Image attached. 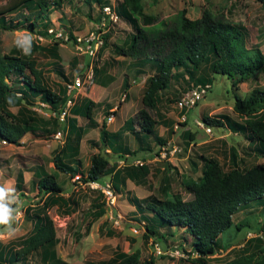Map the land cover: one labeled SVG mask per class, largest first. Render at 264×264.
Returning a JSON list of instances; mask_svg holds the SVG:
<instances>
[{
	"label": "rangeland",
	"instance_id": "obj_1",
	"mask_svg": "<svg viewBox=\"0 0 264 264\" xmlns=\"http://www.w3.org/2000/svg\"><path fill=\"white\" fill-rule=\"evenodd\" d=\"M9 1L0 0V8ZM106 1L108 2L105 4L116 8L120 0ZM140 2L144 13L155 19L153 23L145 24L149 30L164 27V22L171 25L178 22L183 9L190 19L199 18L205 8L224 15L235 24H245L249 32L248 46L258 45L264 55V5L259 0H140ZM102 5L95 0L69 2L64 0L60 7H55L50 12L51 21L46 29L42 24L38 27L23 25L16 30L0 26V56L14 52L25 59L34 60L36 66L45 74L46 85L57 93L76 73L87 71L89 60L84 52L77 53L76 44L71 40L67 42L66 36L76 34L84 37L96 26L95 22L101 15ZM19 13L29 14L25 9ZM19 13H7L6 21L12 17L14 24ZM41 21L39 19L38 23ZM57 32L62 33L63 39H54V33ZM132 33V27L126 21H119L117 29L105 37L106 45L104 44L105 46L103 45L92 59L95 68L98 69L94 84L88 89L75 90L72 95L75 96L77 105L85 98H93L98 104L92 106V116L100 127L103 122L106 123L108 131L121 130L125 121L131 117L135 120V128L140 129L137 114L143 105L145 81L156 72L155 69L153 71L151 64H134V59L121 57L116 53V46L128 47ZM26 39L28 43L23 44ZM17 41L22 42L21 47H18ZM55 41H60V44L56 46ZM22 48H28L29 54H25ZM65 76L67 80L63 78ZM186 81L187 78L174 79L168 90L160 92V102L150 113L156 121L155 133L165 143L158 144L151 139L149 151L140 150L133 131L125 127L122 139L130 153L122 154L120 157L119 154L111 152L102 140L100 128H89L87 119L78 115L77 123L86 128V131L80 142L79 164H73L80 172L73 177L64 174L53 162L55 156L62 154L65 136L55 137L54 134L42 135L38 131L35 133L29 131L20 138L18 145L0 141V186L14 188L17 203L21 205L19 212L14 213L15 221L12 225L17 231L11 235L4 233L0 241L8 245V248L18 250L22 239L31 234L32 223L25 212L29 208L42 206L46 194L39 193L37 185L41 176L52 174L61 184L60 194L66 201V206L55 204L48 209L59 239L55 249L62 261L67 264H100L110 259L118 260L121 255L137 252L141 264L151 262L199 264L192 260L196 254L190 252L189 240H185V233L174 231L165 238H153L145 233L141 213L129 203L128 198L132 195L147 199L151 194L158 195V188L166 173L171 177L170 191L181 193L185 199L190 198L191 195L184 192L182 184L184 180L197 179L201 175L203 156L217 158L225 171L264 166V158L249 149L252 143L243 133L233 132L226 124L212 126L210 132L202 126L204 124L202 119L205 116L217 117L227 114L233 120L240 121L242 117L233 111L234 94L248 97L254 88L264 90V71L247 81L240 82L236 88L231 86L227 76L215 75L206 98L198 105L181 111L178 107L179 102L192 87L191 82L187 84ZM22 104L27 106L26 101ZM18 108L9 107V110L16 114ZM32 108L38 116L45 119L54 114L47 102L42 104L38 97ZM70 109H67L69 118L73 116ZM187 130L192 132L191 138L184 134ZM106 153L110 166L115 165L116 169L140 163L146 165L149 168L147 178L151 185L137 184L128 179L126 185L120 187L119 191H113L112 197L99 194L92 189L89 182L83 181L81 172L86 174L94 155ZM64 161L68 164V160ZM20 173L23 178L22 188H17ZM101 178L102 182H110L111 174ZM100 205L105 212L99 218H95L94 214L99 211L96 206ZM232 221L231 228L222 234L223 248L209 256L208 260L228 262L236 256L237 249L247 239L258 236L260 230H263L260 235L264 236V198L261 202L253 201L243 207L233 216ZM237 225L247 226L236 230ZM4 228L5 226L0 225V232H3ZM23 263L43 264L35 252L28 254L24 262L20 260L17 264Z\"/></svg>",
	"mask_w": 264,
	"mask_h": 264
},
{
	"label": "trees",
	"instance_id": "obj_2",
	"mask_svg": "<svg viewBox=\"0 0 264 264\" xmlns=\"http://www.w3.org/2000/svg\"><path fill=\"white\" fill-rule=\"evenodd\" d=\"M62 1L64 0H10L0 8V26L16 30L23 25L38 27L42 24L46 29L51 21L50 12L55 7H60ZM95 1L103 5L108 2ZM259 1L264 5V0ZM22 9L29 14L19 13ZM116 10L133 30L128 47L116 46V53L121 57L134 59V64H151L153 71L156 70L145 81L143 105L137 114L140 129L135 128L133 117L125 121L121 130L108 131L104 122L100 127L92 116V106H95L92 99H88L83 108L73 106L70 110L72 115L85 117L89 128H100L102 140L111 152L119 154L120 157L130 153L122 139L125 127L133 131L140 150L149 151L151 139L158 144L165 143L155 133L156 121L150 112L160 102V92L171 87L172 80L187 78L186 83L191 82V86L208 85L207 95L215 75L227 76L231 86L236 88L240 82L264 71L263 52L258 45L248 46L249 32L245 24H235L212 10L204 8L201 17L190 19L183 9L178 22L172 25L164 22V27L153 30L147 29L145 24H151L155 19L144 13L140 0H120ZM12 12L19 13L14 24L12 17L6 21L7 13ZM101 17L102 14L95 24L101 22ZM39 19L42 20L41 23H38ZM111 32L112 30L106 33L105 37ZM69 38L73 39V36L69 35ZM55 44L57 46L60 41H55ZM94 69L97 74L98 69ZM44 75L34 60L25 59L14 52L0 56V141L18 145L20 138L29 131L47 135L65 130L62 154L55 156L53 162L56 168L73 177L80 172L73 164H79L80 142L86 128L79 125L74 116L69 118L66 115L64 121L59 119V114L68 100L66 88L62 87L57 93L52 91L46 85ZM63 78L67 80L66 76ZM37 97L42 104L47 102L54 113L52 116L46 119L38 116L32 108ZM234 97L233 111L242 117L240 121L222 114L217 117L205 116L202 122L209 128L226 124L233 132L243 133L252 143L249 149L264 158V90L254 88L248 97L238 94H234ZM24 101L27 106L22 104ZM9 107H19L18 112L12 113ZM191 133L187 130L184 134L191 138ZM62 158L68 160V164ZM201 162V175L197 179L183 181L184 192L191 195L188 199L181 193L170 191L172 186L168 173L163 177L158 195L151 194L147 199L129 196V203L141 213L145 233L153 238H165L174 231L185 233L190 252L196 254L192 260L199 264H264V236L260 235L263 230H260L258 236L247 239L237 249L232 260H208L209 256L223 248L222 234L233 225V216L249 203L263 200L264 166L225 171L215 157L203 156ZM81 174L85 182H100L101 177L111 174L112 187L116 192L126 185L128 179L137 184L151 185L147 178L149 168L146 165L141 163L116 169L115 165L110 166L107 153L94 155L86 174ZM18 180L16 186L22 188L21 173ZM37 190L46 195L41 207L29 208L25 212L32 223L31 234L22 239L18 250L8 248V245L0 241V264H17L20 260L24 262L31 252L37 253L43 264H67L57 256L55 246L59 239L54 221L48 214L50 206H66V201L60 194L62 186L56 177L46 174L41 176ZM98 193L102 194L101 191ZM96 209L99 211L94 215L99 218L105 210L102 205L96 206ZM244 226L247 225H237L236 230ZM100 264H141V260L139 254L133 252L121 255L118 260L110 259Z\"/></svg>",
	"mask_w": 264,
	"mask_h": 264
},
{
	"label": "built area",
	"instance_id": "obj_3",
	"mask_svg": "<svg viewBox=\"0 0 264 264\" xmlns=\"http://www.w3.org/2000/svg\"><path fill=\"white\" fill-rule=\"evenodd\" d=\"M101 14H102L101 22L95 24L96 26L93 29L89 30V32H87L86 35H84V37L74 34L73 39H70L69 37L66 36L67 42L71 40L73 41L74 44H76L77 53L82 54L81 52H84L89 60L87 63V71L85 73L78 72L76 73V75L73 77L72 80H70L67 83L65 82L66 95L68 96V100L67 103H65V107L59 114V119L61 121H64V118L67 115L68 112L67 109L71 108L75 103V98H74L75 96H72L73 92L81 88L88 89L92 84H94L96 71L94 69V60L92 61V59L96 57L99 49H101V47L106 43L105 34L111 30L113 31L116 30L119 21H121L120 14L117 12L114 6L110 4H105L104 6L101 7ZM54 39L56 40L63 39L62 33L61 32L54 33ZM208 87H209L208 85L205 86L197 85L192 87L188 91L187 95H185V97H183V99L179 102V106H178L179 109L181 111L184 108L189 109L197 105V103L202 99L204 100L206 98V91ZM183 118H185V115H183ZM202 126L208 132L211 131V127L209 128L204 124ZM64 134H65V130H60L57 131L54 135L55 137H63ZM89 183L91 184L92 189L101 191L103 194L107 195L108 198L114 195L112 188L113 185L110 182L100 183V182L90 181Z\"/></svg>",
	"mask_w": 264,
	"mask_h": 264
},
{
	"label": "clouds",
	"instance_id": "obj_4",
	"mask_svg": "<svg viewBox=\"0 0 264 264\" xmlns=\"http://www.w3.org/2000/svg\"><path fill=\"white\" fill-rule=\"evenodd\" d=\"M121 20H122V17H121ZM21 43H22L21 41H17L18 47H21ZM27 43H28L27 39L23 41V44H27ZM22 50H23V52L25 54H29V49L28 48H22ZM192 87H194V86H192ZM198 103H197V105H198ZM184 115H185V118H184V120H185L186 119V114H184ZM110 182H112V180ZM100 183H101V181H100ZM102 183H105V182H102ZM112 185H113V183H112ZM95 191H98V190H95ZM113 191H114V189H113ZM12 205H16V207H12ZM20 206L21 205H19L17 203V196L15 194V189L14 188L0 186V225L5 226L4 231L0 232V238L3 237L4 233H7V234L11 235V234H14L17 231V229L13 228L12 225H13V222L15 221L14 213H18L19 212Z\"/></svg>",
	"mask_w": 264,
	"mask_h": 264
},
{
	"label": "crops",
	"instance_id": "obj_5",
	"mask_svg": "<svg viewBox=\"0 0 264 264\" xmlns=\"http://www.w3.org/2000/svg\"><path fill=\"white\" fill-rule=\"evenodd\" d=\"M124 96L126 97L125 99L128 98V97L126 96V94H125ZM129 97H130V96H129ZM87 100H88L87 98L81 100L79 105H77V104H76L77 102L75 101V103L73 104V106H79L80 108H83L84 105L87 103ZM92 100H93V102H95V105L98 104L93 98H92ZM73 106H72V107H73ZM72 107H71V108H72ZM73 116L77 118L78 115H74V114H73ZM73 116H72V117H73Z\"/></svg>",
	"mask_w": 264,
	"mask_h": 264
}]
</instances>
